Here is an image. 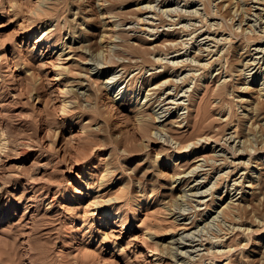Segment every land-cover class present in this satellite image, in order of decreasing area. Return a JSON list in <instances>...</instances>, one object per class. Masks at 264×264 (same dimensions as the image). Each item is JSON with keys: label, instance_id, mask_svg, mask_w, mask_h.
Segmentation results:
<instances>
[{"label": "rangeland", "instance_id": "rangeland-1", "mask_svg": "<svg viewBox=\"0 0 264 264\" xmlns=\"http://www.w3.org/2000/svg\"><path fill=\"white\" fill-rule=\"evenodd\" d=\"M251 1L0 0V264H264Z\"/></svg>", "mask_w": 264, "mask_h": 264}, {"label": "bare ground", "instance_id": "bare-ground-1", "mask_svg": "<svg viewBox=\"0 0 264 264\" xmlns=\"http://www.w3.org/2000/svg\"><path fill=\"white\" fill-rule=\"evenodd\" d=\"M165 1H166V0H165ZM252 1H253V0H252ZM252 1H251V2H252ZM256 1H257V0H255L254 2H256ZM221 2H223V1H221ZM258 2H259V1H258ZM260 2L263 3V1H260ZM256 3H257V2H256ZM164 4H165V3H164ZM248 4H250V2H249ZM225 5H226V4H225ZM225 5H224V6H225ZM226 6H228V4H227ZM262 6H263V5H262ZM221 7H223V4L221 5ZM251 7H253V6H251ZM146 8H147V7H146ZM150 8H151V7H150ZM262 8L264 9V7H262ZM147 9H148V8H147ZM151 9H152V8H151ZM151 9H150V10H151ZM256 9H257V8H256ZM258 10H259V9H258ZM260 10H261V9H260ZM154 11H155V10H154ZM262 11H264V10H262ZM154 13H155V12H154ZM249 13H250V12H249ZM262 13H263V12H262ZM155 15H156V14H155ZM253 15H254V14H253ZM255 15H256V14H255ZM256 17H257V16H256ZM244 18H245V17H244ZM248 19H249V18H248ZM258 19H259V18H258ZM258 19H257V20H258ZM261 19H262V18H261ZM156 20H157V19H156ZM262 20H264V19H262ZM260 22H261V21H260ZM147 23H148V22H147ZM149 23L152 24L150 21H149ZM261 23H262V22H261ZM152 25H153V24H152ZM250 26H251V25H250ZM250 26H249V27H250ZM202 27L204 28V26H202ZM202 27H201V28H202ZM207 28H208V27H207ZM199 29H200V28H199ZM252 29H253V27H252ZM196 30H197V29H196ZM253 30H255V29H253ZM207 31H208V30H207ZM210 31H211V30H210ZM150 32H152V30H151ZM211 32H212V31H211ZM152 33H154V32H152ZM190 33H191V32H190ZM215 33H216V35H217V32H215ZM254 33H256V32H254ZM188 34H189V33H188ZM43 35H45V34H43ZM43 35H42V36H43ZM46 35H47V34H46ZM37 37H39V36H37ZM46 37H47V36H46ZM102 37H103V38L105 37L104 34L102 35ZM205 38H206V37H205ZM205 38H204V39H205ZM43 39H46V38H43ZM209 39L211 40V39H213V38H209ZM216 40H217V39H216ZM219 40L221 41V39H219ZM222 40H223V38H222ZM226 40H227V39H226ZM226 40H225V41H226ZM101 41H102V39H101ZM196 41H197V40H196ZM211 41H212V40H211ZM102 42H103V41H102ZM217 42H218V40H217ZM222 42H223V41H222ZM219 43H220V42H219ZM223 43H224V42H223ZM223 43H222V44H223ZM228 43H229V40H228ZM248 44H249V43H248ZM215 45H216V44H215ZM219 45H220V44H219ZM225 45H226V42H225ZM225 45H224V46H225ZM222 46H223V45H222ZM248 46H249V45H248ZM176 47H177V46H176ZM219 47H221V45L218 46V48H219ZM206 48H207V47H206ZM222 48H223V47H222ZM177 49H178V47H177ZM181 49H182V48H181ZM207 49H209V48H207ZM210 49H211V48H210ZM220 49H221V48H220ZM248 49H250V48H248ZM132 50H133V49H132ZM137 50H138V49H136V52H134V51H135V50H134L132 53H134V54L137 53V52L139 53L140 50H138V51H137ZM200 50H202V46H201V49H200ZM205 50H206V49H205ZM205 50H204V51H205ZM211 50L214 51L213 49H211ZM258 50H259V49H258ZM179 51H180V50H179ZM179 51H178V53H179ZM207 51H208V53H210V52H209L210 50H207ZM215 51H216V49H215ZM215 51H214V52H215ZM219 51H220V50H219ZM262 51H263V50H262ZM140 52H141V51H140ZM263 52H264V51H263ZM138 53H137V54H138ZM165 53H166V52H165ZM180 53H181V52H180ZM215 53H216V52H215ZM225 53H226V52H225ZM247 53H249V52L247 51ZM130 54H131V53H130ZM137 54H136V55H137ZM140 54H141V53H140ZM140 54H139L138 56H140ZM143 54H144V53H143ZM167 54H168V53H167ZM167 54H166V55H167ZM211 54H213V53H211ZM226 54H227V53H226ZM180 55H181V54H180ZM201 55H202V54H201ZM206 55H207V54H206ZM206 55H205V57H206ZM209 55H210V54H209ZM62 56H63L62 53H60V54H59V57L61 58ZM141 56H143V55H141ZM144 56H145V55H144ZM203 56H204V55H203ZM211 56H212V55H211ZM166 57H167V56H165V58H166ZM219 57H220V56H219ZM219 57H218V58H219ZM221 57H222V56H221ZM221 57H220V58H221ZM224 57H225V56H224ZM252 57H253V56H252ZM209 58H210V57H209ZM143 59L145 60V58H143ZM215 59H216V58H215ZM146 60L148 61L147 58H146ZM218 60H221V59H218ZM223 60H224V59H223ZM227 60H228V58H227ZM261 60H262V59H261ZM158 61H162V60H158ZM158 61H157V63H158ZM184 61H185V59H184ZM207 61H208V60H207ZM210 61H211V60H210ZM213 61H214V59H213ZM213 61H212V63H213ZM228 61H229V60H228ZM142 62H144V61H142ZM145 62H146V61H145ZM148 62H149V61H148ZM178 62H179V61H178ZM181 62H183V61L181 60ZM181 62H180V63H181ZM223 62H224V61H222V62L220 61L219 63H223ZM263 62H264V61H263ZM160 63L162 64V62H160ZM180 63H179V64H180ZM210 63H211V62H210ZM212 63H211V64H212ZM224 63H225V62H224ZM224 63H223V64H224ZM226 63H227V62H226ZM226 63H225V64H226ZM228 63H229V62H228ZM228 63H227V65H229ZM251 63H252V62H251ZM251 63H250V65L252 66ZM257 63H258V62H257ZM260 63H262V62H260ZM143 64H144V63H143ZM145 64H147V63H145ZM161 64H160L159 66H161ZM168 64L170 65V63H168ZM168 64H167V65H168ZM179 64L177 65V62H175L174 65H176V67H178V66H180ZM181 64H184V63H181ZM246 64H248V63H246ZM246 64H245V65H246ZM165 65H166V64H165ZM172 65H173V64H172ZM185 65H186V64H185ZM185 65H183V67H184ZM188 65H189V64H188V62H187V66H188ZM207 65L210 66L209 64H207ZM248 65H249V64H248ZM253 65H254V64H253ZM257 65H258V64H257ZM263 65H264V64H263ZM138 66H140V64H139ZM138 66H137V67H138ZM191 66H192V65H191ZM251 66H250V67H251ZM255 66H256V65H255ZM258 66H259V65H258ZM260 66H261V65H260ZM180 67L182 68V66H180ZM180 67H179V68H180ZM222 67L225 68L226 66L224 67V65H223ZM252 67H253V66H252ZM139 68H141V67H139ZM181 68H180V69H181ZM246 68H247V67H246ZM246 68H245V69H246ZM225 69H226V68H225ZM251 69H252V68H251ZM226 70H227V69H226ZM226 70H225V71H226ZM262 70H263V69H262ZM242 71H243V70H242ZM248 71H249V70H248ZM256 71H257V69H256ZM243 72H244V71H243ZM245 72H246V71H245ZM249 72H250V71H249ZM251 72H252V70H251ZM253 72H254V71H253ZM260 72H261V71H260ZM241 74H242V72H241ZM243 74H244V73H243ZM254 74H255V73H254ZM56 75H57V76H60L61 73H60V72H57ZM15 80H16L15 75H14V74H11V83H10V84H13ZM184 80H186V79H184ZM173 83H174V82H173ZM183 83L185 84V81H184ZM175 84H176V83H175ZM175 84H174V85H175ZM176 86H178V85H176ZM181 86H182V85H181ZM181 86H180V87H181ZM180 87H179V88H180ZM175 88H176V87H175ZM179 88L177 87V90H176V91H178ZM262 88H263V89L260 88V92H262L261 90H264V87H262ZM0 92H1V91H0ZM125 92H126V90H125L124 92H121V90H120V92L117 94L116 97H118L121 93H122V94H123V93L125 94ZM169 93H171V92H169ZM262 93H264V92H262ZM77 94H78V93H77ZM174 94H175V93H174ZM178 94H179V93H178ZM176 95H177V94H176ZM263 95H264V94H263ZM147 96H148V95H147ZM172 96H173V95H172ZM116 97H115V98H116ZM122 97H123V96H122ZM116 100H118V98H116ZM165 101H166V99H165ZM163 102H164V101H163ZM73 103H74V102H73ZM161 103H162V102H161ZM166 103L169 104V103H171V101H169V102H165V104H166ZM257 103H258V102H257ZM163 104H164V103H163ZM255 104H256V103H255ZM70 105H72V103H70ZM68 106H69V105H68V102L64 99V100H63V111H66V109H67ZM257 106H258V105H257ZM257 106H254V107L257 108ZM261 107H262V106H260V108H261ZM260 108H259V109H260ZM251 109H252V108H251ZM259 109H258V111H259ZM255 110H257V109H255ZM255 110H253V113L255 112ZM168 111H169V109H168ZM250 111H251V110H250ZM258 111H257V112H258ZM251 112H252V111H251ZM257 112H256V113H257ZM258 114H259V115H258L259 120H264V116L260 118V116H261L262 114H261V113H258ZM252 116H253V115H252ZM254 116H255V115H254ZM256 116H257V114H256ZM254 118H256V117H254ZM250 119H251V118H250ZM195 123H197V122H195ZM197 124H198V123H197ZM259 124H260V123H259ZM263 124H264V123H263ZM143 125H144V124H143ZM143 125H141V126H143ZM195 125H196V124H195ZM260 125H261V124H260ZM260 125H258V126H260ZM144 126H145V125H144ZM263 126H264V125H263ZM235 127H236V126H235ZM235 127H234V128H235ZM238 127H239V126H238ZM142 128H143V129H141V130H144V127H142ZM263 128H264V127H263ZM145 130H146V129H145ZM234 130H235V133H236L235 136H236L237 134H239V132H238V128H236V129H234ZM234 130H233V131H234ZM263 130H264V129H263ZM260 131H261V133H262V130H261V129H260ZM263 132H264V131H263ZM261 133H260V134H261ZM262 134H264V133H262ZM233 135H234V133H233ZM235 136H234V137H235ZM234 137H233V138H234ZM260 137L262 138V137H264V136H260ZM231 139H232V138H231ZM92 140H93V139H92ZM116 140H117V139H116ZM260 140H261V139H260ZM263 141H264V140H263ZM93 142H94V141H93ZM88 143H90V145H91L92 142H91V141H88ZM94 143H95V142H94ZM90 145H88L87 147H88V148H89V147H94V146H93L94 144L91 145V146H90ZM95 145H96V143H95ZM87 147H86V148H87ZM5 148H6V145H3V143H1V144H0V151L3 152V150H4ZM88 148H87V150H88ZM19 149H20V152H21V153H24V147H23V145H22V147H20ZM91 149H93V148H91ZM17 150H18V148H17ZM89 150H90V148H89ZM39 156H40V155H39ZM196 168H197V167H196ZM193 169H194V168H193ZM109 171H110V170H109ZM200 171H201V170H200ZM197 172H199V171H197ZM193 173H194V172H193ZM199 173H201V172H199ZM226 173H227V172H226ZM195 174H197V173L195 172ZM198 175H199V174H198ZM261 175H262V174H261ZM196 176H197V175H196ZM263 176H264V175H263ZM192 177H193V176H192ZM173 180H174V179H173ZM262 181H263V180H262ZM263 183H264V182H262L261 184H263ZM234 184H235V183H234ZM198 185H199V184H198ZM235 185H236V184H235ZM250 185H251V184H250ZM200 186H201V185H200ZM236 186H237V185H236ZM253 186H254V184H253ZM249 187H250V186H249ZM125 189H127V188H125ZM148 197H149V196H148ZM145 198H146V197H145ZM145 198H144V200H145ZM144 200H143V201H144ZM143 201H142V200H139V201H138V206H139V207H140V205H141V203H142ZM230 212H231V210H230ZM233 212H234V211H233ZM236 212H238V209H237ZM236 212H235V213H236ZM105 213L108 214V215H112V214H113L112 210L109 209V208H106V209H105ZM235 215H236V214H235ZM229 216H231V215L229 214Z\"/></svg>", "mask_w": 264, "mask_h": 264}]
</instances>
